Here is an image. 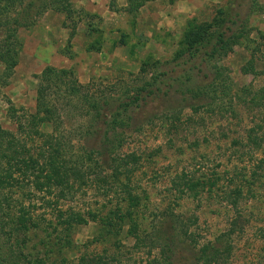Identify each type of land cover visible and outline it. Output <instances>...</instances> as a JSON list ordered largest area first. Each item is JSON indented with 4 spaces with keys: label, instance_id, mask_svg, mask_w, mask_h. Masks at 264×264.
Instances as JSON below:
<instances>
[{
    "label": "rangeland",
    "instance_id": "374dc122",
    "mask_svg": "<svg viewBox=\"0 0 264 264\" xmlns=\"http://www.w3.org/2000/svg\"><path fill=\"white\" fill-rule=\"evenodd\" d=\"M140 1L145 2L139 11L129 14L128 0H70L72 16L49 9L33 27L20 29L19 64L8 84L0 85V127L37 154L41 142L30 133L27 120L37 111L39 77L47 67L72 70L79 84L89 88L91 100L111 102L110 109L125 92L143 85V68L146 78L168 71L170 86L162 85L156 96L132 109L134 121L118 131L116 152L95 156V165L103 167L86 185L76 186L68 201L54 191L46 199L58 203H45L33 213L38 221L57 224L61 208L98 218L125 212L129 201L124 186L129 184L139 198L134 211L142 240L128 235L130 225L108 236L101 221L87 218L86 224L70 232L58 230L51 238L54 229L44 223L27 232V247L23 235L6 241L7 246L20 242L25 253L53 264L58 247L48 242L62 238L63 245L69 238L65 264H79L81 256L115 258L112 264H165L164 251L171 264H195L200 249L210 245L230 249L223 264H264V0ZM220 10L230 13L228 26L234 33L219 63L223 79L230 78L229 89L220 88L207 100L213 105L203 106L170 80L185 72L168 63L181 47L188 22L212 23ZM252 58L256 72L245 74ZM3 70L0 62V74ZM192 75L204 83L213 72L203 67ZM62 95L49 97L60 116L59 138L66 154L80 157L87 144V108L83 100ZM195 104L202 107L195 111ZM38 129L51 134L54 126L43 123ZM130 156L138 159L135 170L114 177L108 168L111 159L120 163ZM31 189L4 191L11 205L4 206V220L34 204Z\"/></svg>",
    "mask_w": 264,
    "mask_h": 264
},
{
    "label": "trees",
    "instance_id": "16d2710c",
    "mask_svg": "<svg viewBox=\"0 0 264 264\" xmlns=\"http://www.w3.org/2000/svg\"><path fill=\"white\" fill-rule=\"evenodd\" d=\"M128 2L126 11L129 14H135L145 1L128 0ZM49 9L62 10L67 17L73 14L70 0H0V33L2 34L0 38V62L4 66V70L0 74V85L8 84L19 64L22 51V43L18 38L19 30L33 27L37 19ZM229 16L230 13L227 10H220L212 23L197 24L195 20L189 21L180 43L181 47L168 63V65L172 64L174 68H181L185 72L181 78H170V80L181 87L179 91L185 90L181 92L191 94L197 102L204 103L203 106L213 105L207 103V100L212 94L219 93L220 88L223 92L229 89L227 81H230V78L223 79L222 73L225 69L219 66L220 61L227 55L228 40L234 38V33L228 26L230 23ZM232 23L236 24V22ZM203 67L210 72L212 71L213 77L209 80L208 76L207 82L198 83L192 74L195 70L203 71ZM146 72L143 68L141 72L145 79L143 85L131 92L130 90L125 92L124 98L112 102L116 105L110 109L111 102L100 103L91 100L92 98L86 94L89 88L79 84L72 70L47 67L39 77L37 111L34 115H30L29 120H27L30 133L39 138L41 142L37 147V154H33L32 149L23 139L15 137L13 133L0 127V264H51L47 263L48 258H40L39 254L36 253L31 254L34 256L31 257L24 252V248H21L22 243L24 245L26 243L27 232L30 230L38 231L45 227L42 226L44 223L47 227L54 229L52 233L48 234V238H51L55 232L61 229V232H70L75 226L86 224L90 219L101 221L108 236H117L123 230V224L130 225L128 235L133 236L136 240H142L141 237L144 236V233L139 232L137 223L139 217L134 211V208L139 204V198L134 196L129 184L124 186L128 194V199L125 201H129L125 212L118 210L113 212V215L98 218L96 214L91 212L85 216L79 211L61 208L58 210L57 224L52 221L45 222L44 219L38 221L36 220L37 216H34L33 213H36L37 207H45V203L48 206H54L58 203L46 199L54 191L62 200L68 201L70 195L73 196V192L75 193L76 186L83 187L86 185L87 179L95 173V170L103 167L100 162L99 166L95 165V156L100 158L104 157L107 152L111 154L116 152L114 143L117 140L120 143L118 131L129 128L134 121L132 109L140 107L141 103L148 98L156 96L158 92L162 91V85H169L167 82L169 80L168 71L160 72L157 75L153 74L150 78H146ZM243 72L245 74L256 72L253 58L243 68ZM60 94H64L62 96L66 99L78 98L83 100L87 108L89 117L85 136L87 144L84 146L83 156H75L73 152V156L71 152L66 154L64 144L59 138L60 116L56 105L51 103L52 100L49 97L51 95L59 97ZM201 107V104L192 105L195 111ZM107 110L109 112H106ZM43 123H51L54 126L51 134L40 132L38 128ZM97 139L100 140L99 144L96 145L92 141L96 142ZM255 144L258 145V143ZM103 147L106 148L102 149ZM67 155L70 159L67 158ZM137 161L136 156L121 158L120 163H118V159L112 158L108 168L112 170L114 177H119L123 172L132 173L136 168ZM103 165L107 164L103 163ZM19 186L20 188L32 187L31 197L34 199V204L32 202L28 208L21 207L18 214L10 212V218L4 220L3 217L6 216L4 206H7L8 209L11 206L7 197L8 194L4 191ZM40 195L43 196L39 197ZM36 200L41 201L35 202ZM8 228L10 230H7ZM20 235L24 236V239L21 240L22 243L19 242L18 246H14V244L7 246L6 241ZM64 241L63 245H61L62 238H59L58 242H48L50 245L58 247L55 249L57 252L54 255L58 256L59 259H56L53 264H65L67 262L64 251L71 248L72 244L69 238ZM229 252V248L221 251L214 246H203L195 264H223L225 256ZM46 255H48L47 252ZM163 255H165V264H171V256L168 255V252L164 251ZM221 260L223 261L221 262ZM114 261H116L115 258L108 260L102 256L93 258L81 256L78 263L112 264Z\"/></svg>",
    "mask_w": 264,
    "mask_h": 264
},
{
    "label": "crops",
    "instance_id": "0c3cea01",
    "mask_svg": "<svg viewBox=\"0 0 264 264\" xmlns=\"http://www.w3.org/2000/svg\"><path fill=\"white\" fill-rule=\"evenodd\" d=\"M181 3L179 2V5H180Z\"/></svg>",
    "mask_w": 264,
    "mask_h": 264
}]
</instances>
